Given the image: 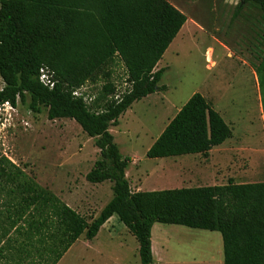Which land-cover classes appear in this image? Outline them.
I'll return each mask as SVG.
<instances>
[{
  "label": "trees",
  "instance_id": "trees-1",
  "mask_svg": "<svg viewBox=\"0 0 264 264\" xmlns=\"http://www.w3.org/2000/svg\"><path fill=\"white\" fill-rule=\"evenodd\" d=\"M247 2L257 3L264 14V0H242L235 15ZM187 20L170 0H0V105L17 107L29 96L33 112L41 113L45 106L50 120L78 123L99 150L87 181H108L113 192L89 223L8 160L14 170H0V178L6 177L0 191L6 189L16 201L3 203L0 239L6 240L12 229L24 232L20 241L0 247V264H35V258L58 264L83 234L92 240L113 215L139 242L141 264H153L155 223L220 232L224 264H264V182L230 179L225 185L133 191L126 174L132 159L123 157L111 132L133 103L167 90L160 84L167 69L156 67ZM116 59L124 65L129 86L121 95L112 77ZM43 66L53 72L52 89L39 80ZM257 76L264 110V55ZM87 83L98 90L90 101L79 92ZM232 136L233 129L212 103L194 93L146 156L208 157ZM22 219L26 225H19Z\"/></svg>",
  "mask_w": 264,
  "mask_h": 264
},
{
  "label": "rangeland",
  "instance_id": "rangeland-1",
  "mask_svg": "<svg viewBox=\"0 0 264 264\" xmlns=\"http://www.w3.org/2000/svg\"><path fill=\"white\" fill-rule=\"evenodd\" d=\"M170 1L189 20L156 67L167 69L160 83L167 90L133 103L120 117L119 125L111 127L121 154L132 159L127 169L132 190L225 185L230 179L236 183L264 182V110L257 76L264 55V14L260 6L244 3L235 15L242 0ZM111 69L117 94L121 95L129 87L124 65L116 59ZM3 87L0 76V90ZM97 91V86L87 83L79 92L90 101ZM194 93H201L212 103L233 129V136L213 148L208 157L188 154L148 158L151 144ZM29 102L28 96L25 104L18 103L0 115V170H14L7 162L11 161L91 223L113 197L110 182L92 184L86 179L99 155L94 139L72 119L50 120L45 106H41V113L33 112ZM0 182L5 185L6 177ZM0 201L2 213L6 211L4 201L16 199L3 189ZM119 224L120 229L125 227ZM19 225L26 222L19 220ZM22 232L23 228L21 232L10 230L6 240L0 239V247L20 241ZM79 239L74 251L66 253L58 264H113L100 255L90 263L85 237ZM204 241L207 258L211 255L209 242L213 245L215 241L208 235ZM108 251L115 253L113 248ZM34 261L41 264L38 258ZM139 261L138 250L137 264H141Z\"/></svg>",
  "mask_w": 264,
  "mask_h": 264
},
{
  "label": "crops",
  "instance_id": "crops-1",
  "mask_svg": "<svg viewBox=\"0 0 264 264\" xmlns=\"http://www.w3.org/2000/svg\"><path fill=\"white\" fill-rule=\"evenodd\" d=\"M215 181L217 182V180ZM63 202L76 210L66 201ZM107 203L102 207L100 212L95 215L93 220L100 215ZM77 212L79 213V211ZM119 220L117 215H113L103 224L92 240L86 239L83 234L86 240V252L90 253V257H88L90 263L95 261V255H100L113 264H137V251L140 247L139 242L136 237L129 232L125 225V227L120 229L119 222L121 221ZM120 231L122 234H120ZM215 232L216 231L208 234L205 230L194 229L184 225L155 223L151 230L153 264H224L223 238L220 232H218L220 235ZM206 235L210 236L215 241L213 245L209 242L211 255L207 258L205 256L206 251L204 245V237H206ZM194 236H197V240L192 238ZM199 237H203V239ZM79 241L80 239L71 246L68 250L69 253L67 252L68 254L74 251L75 244ZM109 248L115 249V253L109 252ZM206 254L208 255L209 251ZM139 262L141 263V259Z\"/></svg>",
  "mask_w": 264,
  "mask_h": 264
},
{
  "label": "built area",
  "instance_id": "built-area-1",
  "mask_svg": "<svg viewBox=\"0 0 264 264\" xmlns=\"http://www.w3.org/2000/svg\"><path fill=\"white\" fill-rule=\"evenodd\" d=\"M39 80L43 85L49 87L50 89L54 88L56 83L53 77V72L46 66L41 68ZM75 94L78 95V92H75ZM9 108H13L9 102L0 105V115L6 112Z\"/></svg>",
  "mask_w": 264,
  "mask_h": 264
}]
</instances>
